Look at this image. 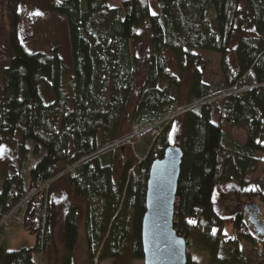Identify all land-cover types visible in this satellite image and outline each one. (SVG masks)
I'll return each mask as SVG.
<instances>
[{
  "label": "trees",
  "instance_id": "1",
  "mask_svg": "<svg viewBox=\"0 0 264 264\" xmlns=\"http://www.w3.org/2000/svg\"><path fill=\"white\" fill-rule=\"evenodd\" d=\"M109 1L48 4L68 29V66L59 47L48 54L26 48L19 34L26 0H6L12 57L0 66V149L18 143L21 159L18 168L2 170L0 222L19 213L36 242L17 251L0 249V264H39L50 242V191L41 189L52 188L60 177L85 203L83 211L74 207L66 216L62 264H74L81 223L88 264L117 263L126 254L144 260L150 169L172 146L175 128L184 155L176 232L188 248L205 250L208 264H264V237L243 214L219 216L215 204L218 186L226 183L264 195V166L258 174L257 156H264V0H154L158 14L152 13L151 0H123L118 8H110ZM140 30L150 37L151 55L137 94ZM192 52L221 57L223 86L204 83L205 64ZM171 86L178 92L187 87L189 110L158 126L144 157H133L116 177L114 150L101 151L135 125L182 112ZM234 87L252 89L223 98ZM128 116L135 121L121 136ZM226 124L246 128L247 142L228 136ZM226 225L233 227L229 236ZM241 242L261 249L253 261L241 252ZM188 264H196L190 253Z\"/></svg>",
  "mask_w": 264,
  "mask_h": 264
},
{
  "label": "rangeland",
  "instance_id": "2",
  "mask_svg": "<svg viewBox=\"0 0 264 264\" xmlns=\"http://www.w3.org/2000/svg\"><path fill=\"white\" fill-rule=\"evenodd\" d=\"M51 1L52 0H26L21 6V22L19 26L20 38L26 48L32 52L48 54L54 48L59 47L66 64L70 66L71 52L69 47L68 29L62 17L47 10V6ZM35 13H40V15H36ZM9 33L10 24L6 8V0H0V66H7L12 57L9 49ZM140 34L143 35V40L136 48V54L141 61L137 94L145 82L149 58L151 55L149 35H146L144 30H140ZM192 53L199 56L205 64L204 83L212 88L223 86L224 77L220 70L221 57L219 55L204 52ZM171 93L172 99L177 101V109H180L181 111L192 103L188 98L187 87L182 88L178 92L174 86H171ZM171 110L176 109L171 108ZM134 121L135 120L132 119L131 116H128L127 121L123 126L121 136H125L130 132ZM224 132L239 143L245 144L247 142L248 130L246 128L241 129L226 124L224 125ZM181 136L180 128H175L171 136L173 146H180ZM151 139V134H147L134 147L122 146L117 147L114 150L116 177L122 173L126 163L133 157H138V160L144 157L149 149ZM20 159L21 154L19 152L18 143L12 147H2L0 149V176L3 168L8 170H10L11 167L18 168ZM262 160H264V158L259 159L261 165L258 173H261L263 170L264 161ZM60 172H58V174ZM41 190L50 191L48 193L49 196L45 193L50 208V242L47 251L40 256L39 264H62L64 258L63 232L66 216L74 207L83 211L85 203L73 193L62 177L56 180L52 188L50 186L49 189L42 188ZM27 204L28 202L24 205ZM215 204L216 211L221 217L243 214L247 222L251 216L259 225L264 226V195L256 189H251V192H248L247 190L241 192L238 191L235 183H226L218 186L215 196ZM245 206L257 207L258 211L254 213L256 215H253L252 211L245 212ZM15 211L20 212L23 210L20 208ZM21 222L22 216L16 212L0 222V249L4 248L8 251H17L35 245V238L23 229ZM250 226L252 227L251 224ZM232 232V225H226L224 234L229 236ZM240 250L244 256L250 261H253L258 256L261 249L248 242H241ZM189 253L194 263L208 264L209 255L202 248L191 244L188 248V254ZM73 260L74 264H88V253L86 249L83 223L80 225V236ZM101 264L145 263L144 260H132L130 256L126 254L122 260L117 263L106 261Z\"/></svg>",
  "mask_w": 264,
  "mask_h": 264
},
{
  "label": "water",
  "instance_id": "3",
  "mask_svg": "<svg viewBox=\"0 0 264 264\" xmlns=\"http://www.w3.org/2000/svg\"><path fill=\"white\" fill-rule=\"evenodd\" d=\"M183 158L182 149L172 145L151 166L142 225L145 264H188V242L174 227ZM244 210L256 215L258 208L245 206ZM248 223L264 237V226L251 216Z\"/></svg>",
  "mask_w": 264,
  "mask_h": 264
},
{
  "label": "built area",
  "instance_id": "4",
  "mask_svg": "<svg viewBox=\"0 0 264 264\" xmlns=\"http://www.w3.org/2000/svg\"><path fill=\"white\" fill-rule=\"evenodd\" d=\"M251 89H252V87H244V88H241V89H238V87H234L232 89H229V90L225 91V93L223 95V98L231 97V96H233L236 93L237 94L238 93H244V92H247V91H249ZM188 110L189 109H184V110H182V112L174 113L170 117H168L167 119H165L164 121H162L160 123H155V124L143 123V124L135 125L133 127V129L131 130L129 135H127L124 138L120 139L119 141H117L113 145H108L101 152H108V151H111V150H115L117 147H122V146L134 147L147 134H151L152 137H155L156 135L159 134V132L157 130L158 126H161L166 121H170V120H172L174 118H177L178 116H180L181 114L187 112ZM46 188L49 189V187H46ZM235 239H236V235H232L231 236V240L234 241ZM263 260H264V256H263Z\"/></svg>",
  "mask_w": 264,
  "mask_h": 264
},
{
  "label": "crops",
  "instance_id": "5",
  "mask_svg": "<svg viewBox=\"0 0 264 264\" xmlns=\"http://www.w3.org/2000/svg\"><path fill=\"white\" fill-rule=\"evenodd\" d=\"M122 2H123V0H110L109 1V7L110 8H118V7L121 6ZM113 3H114V5H113ZM150 6H151L152 13L153 14H158L159 9H158V6H157V4H156V2L154 0H151L150 1ZM257 156H258V159L264 158V156L263 155H260V154H258ZM262 161H264V160H262ZM260 165H261V162L259 161V168H260ZM263 166H264V162H263ZM235 186L238 189V191H241V192L243 191V190H241L242 188L239 185L235 184Z\"/></svg>",
  "mask_w": 264,
  "mask_h": 264
},
{
  "label": "snow or ice",
  "instance_id": "6",
  "mask_svg": "<svg viewBox=\"0 0 264 264\" xmlns=\"http://www.w3.org/2000/svg\"><path fill=\"white\" fill-rule=\"evenodd\" d=\"M36 15H40V13H35Z\"/></svg>",
  "mask_w": 264,
  "mask_h": 264
}]
</instances>
